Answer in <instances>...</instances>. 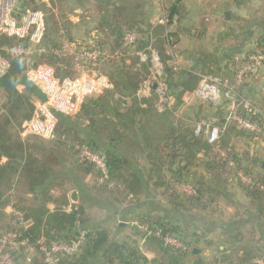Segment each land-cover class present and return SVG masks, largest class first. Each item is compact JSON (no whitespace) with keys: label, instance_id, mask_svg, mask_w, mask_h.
I'll list each match as a JSON object with an SVG mask.
<instances>
[{"label":"trees","instance_id":"16d2710c","mask_svg":"<svg viewBox=\"0 0 264 264\" xmlns=\"http://www.w3.org/2000/svg\"><path fill=\"white\" fill-rule=\"evenodd\" d=\"M183 3V0L169 1L166 15L170 24L184 17ZM130 5L121 1L109 8L110 2L100 0L101 19L98 30L109 34L110 39L104 38L98 40V43L109 51L110 56L91 67L110 65L112 70H108L107 75L112 88L93 95L90 103L83 104L74 116L53 110L58 119L57 140L49 143L23 140L17 132L23 122L33 116L37 105L46 101L45 94L28 78L27 70L34 67V63L47 64L54 68L60 79L75 78L77 70L73 57L56 52L63 41L55 39L50 43L49 38L53 32L56 36L61 34L69 38L68 29L64 27L66 34H62L65 30H49L46 34V27L42 41L46 51L36 54L31 63L27 59L11 58L3 52L9 60V67L0 76V238L10 231H22L15 216L8 219L4 213L5 207L12 203L30 220L28 229L24 231L30 238L33 253L29 264H46L44 254L39 250V241L47 244L54 241L70 244L83 231L86 232L84 243L78 252L62 256L58 264H207L205 258L193 248L188 253L171 247L163 237L176 234L190 245L193 244L192 241L198 243L196 232L190 237L187 233L189 230L182 226L185 222L189 223L182 218L184 215L191 216L208 210L218 198L228 197L227 183L232 180L237 181L240 189L250 199V213L255 217L257 230L262 231L264 238V159L255 153L250 157L248 148V141L256 140L255 135L231 123L227 124L218 141L211 144L206 138L195 136L194 129L189 125L178 123L170 111H157L156 95L153 92L149 97H137L138 89L147 79L149 71L140 62L138 55L128 53L124 42L125 34L136 33L134 51L147 52L148 48L154 47L162 55L164 62L170 60L165 55V47L169 45L173 34L167 32L161 24H143L134 16ZM262 22L264 23V18ZM18 43L19 39L16 37L0 36V46H14ZM259 45H264V35L259 39ZM116 52L120 53L119 63L114 59ZM127 58L131 60V64L125 63ZM193 61L195 65L201 66H210L208 63H212L207 58ZM165 68L170 92L176 95L180 103L188 93L196 89L197 79L189 72L175 78L172 69L167 65ZM216 70L220 76L231 78L233 75L229 63L225 66L218 65ZM246 87L248 90L252 86L247 84L242 91ZM119 98H123L126 104ZM262 104L264 107V99ZM219 108L223 111L219 123L223 124L225 112L221 105ZM239 138L247 142V145L239 144ZM134 142L139 144L140 152L148 163L146 178L136 163L137 159L131 156L129 147ZM75 145L85 146L104 155L114 186L98 184L118 194L122 201L131 199L137 205L142 201V195L148 193V188L154 189L167 200L170 215L138 216L139 220L150 222L161 229L162 237L146 236L134 229L132 238H120L119 233L114 230L92 223L88 206L80 203L77 205L68 197L56 198L52 194V190L57 185H62L68 175V179H74L78 173L83 176L94 175L96 179L102 176L95 164L78 160ZM66 151H70L75 157L68 165ZM220 151L226 152V157ZM64 162L67 166L65 172L61 170ZM201 162L202 171L198 170ZM258 164L263 172L255 171ZM126 172L131 173L133 178L128 179ZM242 176L249 177L251 182H244ZM76 182L79 183L77 180ZM183 185L190 186L194 192L189 194L183 191ZM79 187L82 197L83 191L88 190V187ZM13 188L16 190L10 194H14L15 202H11L8 196L11 192L9 190ZM147 196L152 200L156 197L153 194ZM50 205H54V208L51 209ZM142 240L145 242L141 245ZM256 248L242 249L243 255L239 258V263H264V245L260 246L263 252L261 255L256 252L260 248ZM144 249L152 251L154 257H147ZM24 252L25 248L13 253L15 264ZM189 254L192 255L191 259H188ZM224 257L219 261L231 264L232 260Z\"/></svg>","mask_w":264,"mask_h":264},{"label":"built area","instance_id":"2783aa9c","mask_svg":"<svg viewBox=\"0 0 264 264\" xmlns=\"http://www.w3.org/2000/svg\"><path fill=\"white\" fill-rule=\"evenodd\" d=\"M49 0H0V36L16 37L19 43L14 46H0V76L9 67L11 58H23L29 60L36 54L46 51L42 44L47 27L46 14L41 8L36 9L39 4L47 3ZM159 23L166 29L169 25V18L164 14ZM169 31L168 29L166 30ZM137 39L135 32H127L124 36L125 45L128 53L139 56L141 63L147 61V52L134 51L133 45ZM169 47V45H168ZM170 49V48H169ZM152 52L153 61H159L157 53ZM6 53V55L3 54ZM57 53L69 54L73 57L78 74L75 78L60 79L53 67L47 64L34 65L27 72L28 78L33 81L45 94L46 101L39 103L33 116L26 120L23 125L22 136H38L46 140H53L56 137V125L58 119L53 110L59 111L68 116L76 115L82 108L85 100L93 95H98L107 89L112 88L109 78L100 73H95L90 68L98 63L99 60L108 58L110 53L98 43L97 38L86 42L82 39H64L61 48ZM170 65L174 72L185 69L180 62V57L176 50L170 49ZM264 65V47L254 52L237 53L230 62L232 77L220 76L213 73L194 72L187 69V72L196 73L199 78V85L196 87L195 94L207 99L216 106L224 109L225 122L219 123L220 118H202L194 125L193 133L197 137H204L211 144H215L222 133L226 130L227 124H235L239 129L251 132L256 139L264 140V107L251 98L244 95L242 88L250 83L254 76ZM156 84L154 91L161 97V102L169 104L171 98L168 91L169 86L164 79H153L144 81L137 92V95L144 98L152 91V86ZM193 91V92H194ZM140 98V99H141ZM77 158L79 161H89L96 165L102 173L97 178V182L106 183L113 187L114 183L110 180L108 166L103 154L95 152L85 146L75 145ZM223 157L227 153L220 151ZM233 165V163H231ZM244 182L250 183L251 179L242 176ZM182 190L191 194L194 190L183 185ZM13 215L17 219L22 231H10L0 238V264H15L13 253L25 248L30 250V238L24 234L29 227L30 220L18 208H13ZM131 228L138 230L146 236L155 235L162 237L161 229L154 224L133 219L129 221ZM187 232V231H186ZM86 232L72 243L39 241V250L44 254L46 264H58L60 258L66 255H73L78 252L84 243ZM164 241L171 247L189 252L192 246L185 242L179 235H165ZM254 264H264L257 262Z\"/></svg>","mask_w":264,"mask_h":264},{"label":"rangeland","instance_id":"374dc122","mask_svg":"<svg viewBox=\"0 0 264 264\" xmlns=\"http://www.w3.org/2000/svg\"><path fill=\"white\" fill-rule=\"evenodd\" d=\"M170 0H163L165 10H163V14L158 18L156 25L160 24L159 20L161 17L165 14L166 8L169 5ZM183 4L185 7V14L184 17L180 20L179 23H175L174 26H169L167 29L169 30L168 32H172L173 36L169 39V47H165V55L167 57H170V49L176 50L179 57H180V62L183 65L184 68L187 69H192L194 72H204V73H213V74H218L216 73L218 70V65H195L194 61L192 60L193 58H198L200 59L207 58L205 55H209V57L212 58V55L215 53L216 50L219 49H224L228 51L230 48H235L236 42L242 41V40H250L251 43L248 45L247 48H245L243 51L246 52H254L256 50L261 49L264 45H259V39L261 38L262 35H264V30H241V35L239 38L234 39L232 37H225L224 39L222 38V35L225 32H231L232 30H225V21L224 18L221 16L220 19H211L208 18L206 15L205 11V6H206V0H183ZM193 2V3H190ZM256 6H258L256 4ZM44 13L46 14V22H47V31L46 34L48 33L49 30H65L67 28L68 30H96L95 27L98 26V17H99V9H100V0H49L47 3H42L39 4V6ZM170 24V23H169ZM55 25V26H54ZM65 27V28H64ZM166 29V30H167ZM178 29V30H177ZM62 34H66V30L62 32ZM250 35V36H249ZM50 38V43L52 41L60 40L61 42L66 39V36L64 37L63 35H58L56 36V33L53 32ZM79 35L74 34L73 37H69L70 39H81L78 37ZM248 38V39H247ZM101 40V37H100ZM152 48V47H151ZM170 48V49H169ZM156 53L157 56L159 57V61L155 62L154 64L152 63L153 57H152V52L150 50L147 51V61L145 62V66H147L149 74L146 80L147 81L149 78L153 79L155 76L157 80H161V78L164 79L165 83L167 84L168 82L166 81V76L165 73L166 68L165 65H167L171 69L170 65V60L167 59L165 62L163 61L162 55L158 52L156 48H152ZM135 56V55H134ZM137 56V55H136ZM34 56H32L29 59V63L34 61ZM117 62H121L120 58H114ZM140 60V58H139ZM118 62V63H119ZM141 62V61H140ZM126 64H131V60L129 58L126 59ZM36 63H34L35 65ZM264 67V65H263ZM262 67V68H263ZM33 67H29L27 72L31 70ZM92 71L95 73H101L107 75L108 70H112L110 68V65H100L96 67H91L90 68ZM185 69L181 70L180 72H174L172 70L173 75H175V78H178L181 74L184 72H187ZM190 73V72H189ZM78 74V72H77ZM196 79H197V86L199 85V78L196 75V73H191ZM108 77V75H107ZM144 83V82H143ZM143 83L140 85L139 89L143 85ZM196 86V87H197ZM252 86V85H251ZM264 87V86H263ZM138 89V91H139ZM154 93L156 95V102H155V108L159 112H164V111H170L173 116L175 117V120L183 124L185 126H190L191 128L194 129V125L201 120L202 118H211L212 116H216L218 118H222L223 116V111L221 109L212 104L210 101L207 99L201 98L197 96L194 92L188 93L182 102H178L176 99V95L170 92V89L166 91L167 94H169V97L171 98L169 104H165L161 102V97L152 89L150 93L146 97H149L151 93ZM244 95L247 96L245 90L243 91ZM94 96H90L85 100V103H90V100ZM138 98H141L137 95ZM248 97V96H247ZM250 98V97H249ZM254 98V99H253ZM251 98V100L256 101L257 103L262 104V100L264 99V89L262 88L256 96ZM1 104V100H0ZM263 105V104H262ZM225 115V114H224ZM23 125L20 128H18L19 135L23 140H36V141H42L49 143L51 141L57 140V137H55L53 140H46L38 136H22V130H23ZM244 140L240 139L238 140V143L241 145L246 146L247 142H243ZM248 148L250 149V157L254 156V153L258 156H260L262 159H264V140L261 138H258L253 141H248ZM67 154V157L69 158V162L67 160V165L72 163L75 159L74 155L70 151H66L65 156ZM141 160V159H140ZM203 160V159H202ZM144 161V160H143ZM203 162H201L199 169L202 171L203 169ZM67 169L66 162H64L63 167L61 170L65 172ZM255 171L257 172H263L262 169L260 168V165L258 164L257 167H255ZM64 178L66 177V174L63 176ZM69 178L66 177V179ZM96 177L94 175H90L89 180L87 181L88 184V193L91 194L89 195L87 204L89 206V214L92 217V223L98 222V220H101L102 218L107 217L109 214L111 215V211L108 209L107 211H101L102 207L101 205H105L106 207L110 209L117 208L118 204L123 203L125 204L124 206L127 207H133L136 206L137 209V214L139 213H144L145 212V207H149L150 210H156L158 206H167V200L162 197L160 194L154 193L153 195H156V199L153 200L152 198H146V201H143V205L145 204L146 206H139L134 205L133 200L131 199H120L121 197L113 192L112 190L99 185L97 180L95 179ZM227 188L228 192L232 195L235 194V190L238 191L240 187L238 186L237 181H229L227 183ZM16 189L13 188L10 189L9 191V198L11 202H15L14 194H10ZM64 190L66 191V180H64V183L62 185H57L55 191L56 193L54 195L61 196L64 194ZM155 191L152 189V193ZM228 193V194H229ZM91 196V197H90ZM237 200L238 197L236 195L235 197ZM91 199V200H90ZM236 200L233 199V196L231 197H220L210 207L208 210L205 211H200L196 212L190 215H184V218L190 219V218H200L202 217V220L204 221H211L213 218H215L214 214L216 216H223L228 217L226 214V211L228 210V207H233V204L236 203ZM12 204V203H10ZM18 206V205H17ZM16 208V206H15ZM169 209V205L166 207ZM206 211H211L214 212L212 215H206L208 212ZM234 212V216L237 215V211ZM7 214V213H5ZM106 215V216H105ZM153 216H156L157 214L153 213L151 214ZM139 215H137L138 218ZM159 216V215H158ZM182 226L186 228V230H189L187 233L191 237H193L194 232H197V225L194 223H183ZM116 231V233H119L118 237L123 238L125 236H129L130 238L132 234H134V229L129 226V228H125L123 230H118L117 228L113 229ZM241 231H237V235L235 238L230 239L229 236L226 237L225 240H220L219 237H216V231H212V235L209 237L211 238L210 241H208L209 245L211 248H209L210 252L213 254H217L220 259L225 258L224 256L228 257L230 260H232L231 264H240L239 263V258L243 255L242 249L245 250V248H254V246L258 247L257 243L255 242V232L253 229L246 228V229H240ZM135 238V235H133V239ZM137 238V237H136ZM144 243L142 240L141 245ZM192 246V245H191ZM197 245L195 244V247ZM220 246L223 247V250L220 249ZM200 249V254L205 255L207 253V249H205L203 246L198 245ZM147 249H144V252ZM221 250V251H220ZM192 251V249H191ZM189 250V252H191ZM188 252V253H189ZM259 255H261L263 252L261 250L256 251ZM192 255L189 254L188 259H191ZM207 259L206 263L207 264H214L215 260L213 258H209L208 253H207ZM211 259V260H209ZM215 264H229V262H219ZM248 264V263H247Z\"/></svg>","mask_w":264,"mask_h":264},{"label":"crops","instance_id":"0c3cea01","mask_svg":"<svg viewBox=\"0 0 264 264\" xmlns=\"http://www.w3.org/2000/svg\"><path fill=\"white\" fill-rule=\"evenodd\" d=\"M121 1H123V3L125 4H129V5L131 4L130 5L131 11L133 12L134 16H137L143 22V24L144 22H147V23L155 25L158 18L164 13L163 10H165L163 0H106V2H110L109 8H113V6L116 3L120 4ZM190 3H193V2H190ZM256 4L258 6H256ZM205 7H206L205 11L207 13L206 16L208 18L220 19L222 16L225 21V25H224L225 30H232L231 32H225L222 35L223 39L225 37L227 38L232 37L234 39H237L241 35V32H240L241 30H264V23L262 22L264 18V0H206ZM227 13L229 14L228 18H226ZM100 19H101V14L99 13V17L97 19L98 24H99ZM179 21L180 19H177V21H175L172 24H169V26L172 27L174 26L175 23H178ZM95 28L96 30H67V31L69 32L70 37H73L74 34H77L79 35L78 37H80L82 40L86 42L91 41L94 37L97 38L98 40H100V37H101V40L104 38L110 39L109 34L98 30V26ZM251 43L253 42H251L250 40L248 41L242 40L238 42V44L236 42L235 48H230L228 51L224 49L216 50L215 53L212 55V58L209 57V55L207 54L205 56L207 57L208 60L212 61L213 63L212 64L209 62L208 64L221 65V66H225L228 63L230 64L233 56L237 53L246 52L243 50L247 48L248 45H250ZM114 56L115 58L116 57L118 58L120 56V53L116 52ZM193 59H200V57L193 58ZM249 85H252V87L249 88L248 90L246 87L245 92L247 96H249L250 98H253L254 96H256V94L262 88L264 89L263 87L264 86V67L261 68L259 70L258 75L254 76L252 81L248 83V86ZM129 148L131 150V156L133 157V159H137L136 163H138L137 165L142 170L143 175L146 178V173H147L146 171L148 168V163L146 162L144 155L140 152L139 144L137 142H134ZM125 176L128 179L133 178V175L129 172H126ZM89 178H90V175L83 176L78 173V176L75 175L74 179L72 177L70 179H66V191L64 190L63 192L64 194H62L61 196L55 195L56 198L68 197V199H70L71 202L75 204L77 203L84 204L87 207L88 206L87 204H90V203L86 204L89 198V197L87 198V194L88 195H91V194L87 193L88 190H84L83 196L81 197L80 191H79L80 189L79 185H81V188H84V189L89 187L87 184V181L89 180ZM76 180L79 182L78 184ZM55 189L52 190V194L56 193ZM74 192H76V195H77V199L75 201L72 199V194ZM146 192H148L147 194L149 195L156 193L155 191H153L152 193L151 188L150 189L148 188ZM145 194H143L141 197V200H142L140 202L141 204L139 203L140 206H144V207L146 205L145 204L143 205V201H146L147 200L146 198H149L147 194L146 195ZM236 195L239 200L235 198ZM231 196H233V199L236 200L235 201L236 203L233 204V207H230V206L228 207V210L226 211V214L228 215V217H224V215L221 217L220 216L218 217L214 214L215 218H213L211 221L209 220L203 221L201 216L200 218H190V219L182 218L183 220L189 221L192 224L195 223L197 225L198 233L196 234V236H198V240H197L198 243L192 241L193 243L192 248L195 251L200 253V249L196 247H198V245L203 246L205 249H207V253L209 255L208 257L213 258L215 260L214 261L215 263L220 262L219 261L220 257L217 254H213L212 252H210L212 251L209 249L211 248L210 247L211 245L208 246L209 245L208 241H210L211 239L209 237L212 235V231H216V234H217L216 237H219L218 238L219 241L221 239L225 240L227 236H229V238L233 240V238L236 237L238 230L241 231L240 229L250 228V229H253L255 232V236H256L255 242L257 243L258 247L260 248V246L264 245V238H262V231L257 230V227H256L257 221L255 217L253 216V214L250 213V210H251L250 199L241 189H239L238 191L235 190L234 195L229 193V197ZM28 198L29 200H32L31 197H28ZM154 199H156V197ZM139 204L137 205L139 206ZM124 205L125 204L120 203L118 204V206H116L117 208H114V209H110L106 207L105 205H101L100 206L102 207L100 208L102 209L101 211H107L109 209L111 211V215L109 214L107 217L102 218L101 220H98L96 224L100 226L108 227L112 230L114 228L123 230L127 227L129 228L130 220L140 219V218H137V215H143V214L149 215V214L155 213L157 214L156 216L158 215L162 216L164 213H168V215H170L171 213L170 206H169V209L166 208L168 204L167 206H158L156 210L155 209L150 210V208L146 206L145 212L139 213V214H137L138 208L136 206L127 207ZM14 207L15 206L13 204H9L8 206L5 207L4 213H7L5 214L6 218L10 219L14 217L13 216ZM49 207L53 209L54 205H50ZM233 210L235 212L237 211L236 216H234ZM206 212H208L206 215H212L214 213L211 211H206ZM195 244L197 245L196 247H195ZM220 249L223 250V247L220 246ZM255 249H257L256 246H255ZM260 250H262V248H260ZM24 253L25 254L21 258L17 259L16 264H29L30 262L29 260H31L30 258L33 256L32 250L31 249L26 250V252ZM207 253H205V255L202 254V256L205 259H207V256H206ZM145 254L149 258L154 257V253L150 250H146Z\"/></svg>","mask_w":264,"mask_h":264},{"label":"water","instance_id":"95a60500","mask_svg":"<svg viewBox=\"0 0 264 264\" xmlns=\"http://www.w3.org/2000/svg\"><path fill=\"white\" fill-rule=\"evenodd\" d=\"M228 13L226 14V18H228ZM155 87H156V84H154L153 86H152V89H155ZM123 103H126V101L123 99V98H119ZM72 199L75 201L76 199H77V195H76V192H74L73 194H72Z\"/></svg>","mask_w":264,"mask_h":264}]
</instances>
